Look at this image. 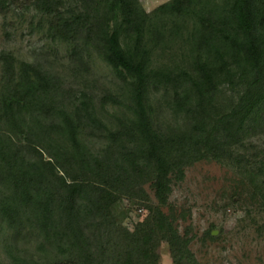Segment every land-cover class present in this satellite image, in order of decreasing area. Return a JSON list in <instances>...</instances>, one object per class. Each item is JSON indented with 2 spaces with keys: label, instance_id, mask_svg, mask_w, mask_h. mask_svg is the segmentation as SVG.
Here are the masks:
<instances>
[{
  "label": "trees",
  "instance_id": "obj_1",
  "mask_svg": "<svg viewBox=\"0 0 264 264\" xmlns=\"http://www.w3.org/2000/svg\"><path fill=\"white\" fill-rule=\"evenodd\" d=\"M57 1L0 0L1 17L32 10L28 33L68 46L0 52V250L8 264H158L164 242L172 264H200L169 206L187 168L230 164L264 206V0ZM147 184L155 204L129 231L123 202Z\"/></svg>",
  "mask_w": 264,
  "mask_h": 264
},
{
  "label": "rangeland",
  "instance_id": "obj_2",
  "mask_svg": "<svg viewBox=\"0 0 264 264\" xmlns=\"http://www.w3.org/2000/svg\"><path fill=\"white\" fill-rule=\"evenodd\" d=\"M139 1L151 12L169 0ZM54 6L60 11L62 5L54 0ZM35 15L32 10H22L5 19L0 16V52L27 62L65 55L68 46L50 41L43 31L28 33ZM88 66L98 76L116 79L114 71L97 58ZM253 143L263 148L264 135ZM245 192L236 168L225 163H196L185 170L182 181H173L169 206L178 214L179 232L191 239L190 250L200 264H264V206ZM123 203V226L132 231L147 216V206L155 204L150 185L133 191ZM157 254L158 264H172L166 243L160 244ZM0 264H8L1 250Z\"/></svg>",
  "mask_w": 264,
  "mask_h": 264
}]
</instances>
